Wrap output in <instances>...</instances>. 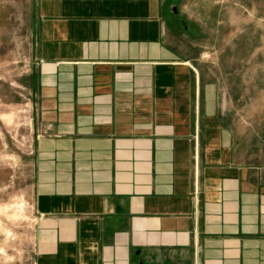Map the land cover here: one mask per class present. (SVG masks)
Returning a JSON list of instances; mask_svg holds the SVG:
<instances>
[{"label": "crops", "instance_id": "0c3cea01", "mask_svg": "<svg viewBox=\"0 0 264 264\" xmlns=\"http://www.w3.org/2000/svg\"><path fill=\"white\" fill-rule=\"evenodd\" d=\"M186 8L37 1L35 264H264V138L185 54Z\"/></svg>", "mask_w": 264, "mask_h": 264}, {"label": "rangeland", "instance_id": "374dc122", "mask_svg": "<svg viewBox=\"0 0 264 264\" xmlns=\"http://www.w3.org/2000/svg\"><path fill=\"white\" fill-rule=\"evenodd\" d=\"M38 0H0V264H35ZM190 57L218 83L238 138H264V0H182ZM224 106V107H225ZM260 141V140H259ZM264 145V139L261 140Z\"/></svg>", "mask_w": 264, "mask_h": 264}]
</instances>
